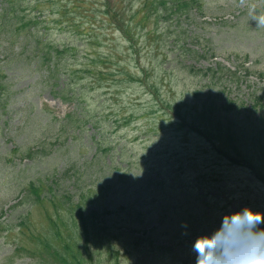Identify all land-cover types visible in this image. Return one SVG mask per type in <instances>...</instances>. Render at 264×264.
Returning a JSON list of instances; mask_svg holds the SVG:
<instances>
[{
    "label": "rangeland",
    "instance_id": "obj_1",
    "mask_svg": "<svg viewBox=\"0 0 264 264\" xmlns=\"http://www.w3.org/2000/svg\"><path fill=\"white\" fill-rule=\"evenodd\" d=\"M13 1L6 15L0 5V89L8 93L0 110V264H63L60 247L51 243H73L80 228L87 233L83 224L93 235L87 247L95 264H147L158 247L151 239L187 258L191 239L217 228L222 216L245 206L264 212V126L256 124L264 117V26L254 20L264 16V0H197L200 10L174 26H164L162 17L133 20L132 8L136 12L142 0ZM41 1L49 4L41 7ZM106 1L116 6L113 17L101 11L98 2ZM38 7L54 43L31 38L38 34L34 26L18 28L25 23L14 12L33 17L29 12ZM166 28L169 37L185 33V49L204 60L174 58L169 49L165 57L158 39ZM42 41L62 53L56 65H71L77 54L83 68H58L55 86L44 88L36 69L20 59ZM75 83L81 84L71 88ZM161 107L203 135L179 127ZM105 137L109 147H101L108 154L94 161L101 156L96 140ZM244 161L261 170L262 179ZM75 163H86L87 176L65 181L63 173ZM49 179L58 197L77 199L89 189L86 207L115 210L103 234L112 229L140 239L144 259H133L132 249L112 237L121 251L118 259L106 257L111 248L98 226L93 232L94 221L74 212L60 208L58 222L51 203L19 206L31 182L41 180L48 189ZM21 218L28 222L21 225ZM185 222L187 237L181 235Z\"/></svg>",
    "mask_w": 264,
    "mask_h": 264
},
{
    "label": "trees",
    "instance_id": "obj_2",
    "mask_svg": "<svg viewBox=\"0 0 264 264\" xmlns=\"http://www.w3.org/2000/svg\"><path fill=\"white\" fill-rule=\"evenodd\" d=\"M142 1L144 3L143 5L144 10L142 11L138 10L136 12L132 10L133 11L132 19L133 20L140 19L142 22H147L150 19L154 21L157 18L162 17L161 20L164 26H174L175 24L174 21H179V20L185 21V19L191 17V13L194 10L196 11L200 10L199 1L197 0H142ZM46 3H48V1L46 2L43 1L41 2L40 6L42 7ZM98 4L102 6L101 11L103 12L106 11V13L104 14L107 17H113L112 14L115 12L116 6L110 8L109 5H106L104 3L98 2ZM0 5L1 6L3 5V7H5L4 10L2 11V14L4 15H6V12L9 8L13 9L12 6H16L13 0H0ZM40 10L41 9L38 7L35 13L29 12V15H34L33 17H27V15L23 16L21 11L14 12L16 13V15L19 14L23 22L25 23V24H22L18 28L24 29L29 26H34L35 28L33 29V31H36L38 34L34 36L29 35L31 38L36 37V36L41 37V38L44 37L46 40H50L54 43V41L50 37V33H49V39H48V34L45 32V29H42L43 23L42 22L40 23L39 16L43 15L44 13ZM3 23L6 25L5 27L7 28L8 26H10V24L6 23L5 19ZM169 29L171 28L165 29V33L160 38V41L158 39V44H160L159 48H161L162 46L164 50L166 51L165 57H169L171 55L174 58H183V57L192 56L195 59L197 58L198 60H204L205 57H203V54L199 55L198 51H191L190 49L189 50L185 49V43H184L186 40L185 33H180V34L176 33L174 37L173 36L169 37V35H171ZM165 35H167L168 37L164 41L163 38ZM177 46L179 47V50H177L178 49ZM86 48H88V45L86 46ZM168 49L171 55L168 54V51H167ZM173 49H175L174 52H173ZM69 51L72 52L70 49L65 48V54ZM26 53L27 51L23 52L20 55V59H22V57H26V61H28L30 66L35 68L36 71L38 72L37 74L39 78L38 82L45 83L46 87L55 86V82H56L55 79L58 75L59 69L62 72L72 73V71H76L78 70V68H83L82 66L80 67V64H79L83 60V57H80L77 54H75L76 57L72 59L71 65L68 64L67 66L68 68L67 67L62 68L61 65H56L55 62L57 58H60L62 56V53H60L57 50L56 46L50 42L48 44H46L44 41H42V43L37 42L35 43V48L32 47L30 57L26 56ZM56 69H58V71ZM85 70L86 72L91 71V69L88 67H86ZM125 73L128 74L127 72ZM211 74H212V71L210 70V68L206 70L205 75L210 76ZM79 84L77 83L71 84V88L74 89ZM76 96H77L76 94L72 93L70 96V99H73ZM84 96L87 98L88 95L84 94ZM7 98H8L7 91L0 89V110L1 108H4L8 105ZM65 101H70V100L65 99ZM256 124H257V128L259 125L264 126V117L259 116L256 121ZM68 127L69 129L76 131L75 129L76 127H74V123H69ZM102 144H103V147H104V144L105 145L110 144L109 138L108 137H105L104 139L98 138L96 140L95 146L98 150L97 151L98 154H96V156L97 157L100 155L101 156L100 158H96L94 161L96 160L103 161L101 159L103 158V155L108 154L107 149L102 150V147H101ZM45 151L46 150H44L43 152ZM28 158L32 159L30 155H28ZM250 166L255 173L259 174L258 177L263 175L264 171L262 172L261 170H258V168L255 169L254 167H252L251 164ZM71 172L72 174H74L73 176H70ZM87 174H88V170L86 167V163L82 164L81 166H79L78 163H75L74 165H72V167L69 170L63 173V177L65 181H68V179L72 177L71 180L75 182L76 180L79 181L81 179H85ZM47 184L49 186L48 189L50 191L48 189H45L46 185L42 184L41 180L31 182V184L26 189V191H24L26 193V196L24 198V201L20 202L19 206L24 207V206H27V205L30 206L33 204L51 203L53 206L55 205V210H56L55 220L58 222L60 221V208L70 213L74 212L75 215L78 217V219L80 216L83 219V221H85V218L94 221L95 229L93 230V232L98 231V229H99V233L102 232L101 235H103V239L106 242L105 245L110 246L111 248L110 249L111 253L106 252V255H105L106 257H109V255H113L117 257L118 259V255L116 253L121 251L120 248H116L112 246V243L114 241L109 242L110 241L109 237H112V238H116V240L119 239L117 241H119L127 250L132 249L133 259H135L138 262L144 259L142 253L140 252V250L143 249L141 247L142 245L140 246V242H139L140 239H137L135 237L130 238L128 237V234H125V233L124 234L121 233L120 235H118L112 229L109 230L106 233V235L103 234V229L101 227L107 224L106 219L108 218L107 217L108 214H112V213L115 214L116 211L110 210V209L108 210V208H101L100 210L99 208L95 207L96 205L90 206L91 208L94 209L92 210V212L88 211L90 207L85 206V201L83 199L86 197V193L89 189L81 192L79 196L77 197V199L75 198L70 199L69 197H58L54 195V188L52 187L53 185L52 180L49 179ZM45 192H47V194H45ZM43 197L48 198V199H44ZM76 200L78 201L76 202ZM83 207H86V208L83 209ZM20 222H22L21 225L22 224L25 225L26 222H28V220L27 218H21ZM83 226L84 228L87 229V233H83L80 228L79 231H80L81 236L73 237V240L75 239L73 243H70L67 240H64L62 243H59L58 245H56L55 243H51L54 250L60 247V250L62 253L59 252L61 255V257H59V260H61L63 264H95L96 263V260L91 253L92 250L90 251V249L87 247L88 243L92 240L91 237L93 235L89 233V227H87L86 224H83ZM97 226H98V229H97ZM56 231L58 234V239L60 240L62 237V231L60 230L59 227L56 228ZM118 231H121V230H118ZM148 241L151 242V245L157 244L158 247L157 249L153 250V252L150 255V258L147 259L148 261L147 264H195V254H190L192 256H189L187 258L185 257L186 259L181 258L179 255H177L176 251L174 250V248H177V247L168 248L163 244H159L156 241H152V239L147 240V242ZM184 244H186V238L183 239V242L181 243L180 248L184 246ZM167 251L169 252L167 253ZM56 253H58V251Z\"/></svg>",
    "mask_w": 264,
    "mask_h": 264
},
{
    "label": "clouds",
    "instance_id": "obj_3",
    "mask_svg": "<svg viewBox=\"0 0 264 264\" xmlns=\"http://www.w3.org/2000/svg\"><path fill=\"white\" fill-rule=\"evenodd\" d=\"M264 26V16L254 18ZM264 212L242 207L221 217L211 232L191 239L190 252L195 264H264ZM182 236L189 235L188 223H182Z\"/></svg>",
    "mask_w": 264,
    "mask_h": 264
}]
</instances>
